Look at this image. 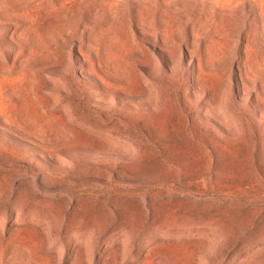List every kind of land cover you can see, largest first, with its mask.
Listing matches in <instances>:
<instances>
[{
	"label": "rangeland",
	"instance_id": "obj_1",
	"mask_svg": "<svg viewBox=\"0 0 264 264\" xmlns=\"http://www.w3.org/2000/svg\"><path fill=\"white\" fill-rule=\"evenodd\" d=\"M0 264H264V0H0Z\"/></svg>",
	"mask_w": 264,
	"mask_h": 264
}]
</instances>
